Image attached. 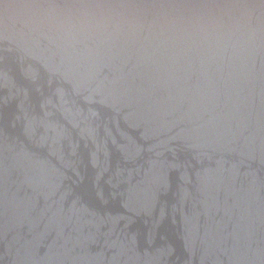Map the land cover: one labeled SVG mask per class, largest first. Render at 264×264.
I'll list each match as a JSON object with an SVG mask.
<instances>
[{
    "label": "water",
    "instance_id": "1",
    "mask_svg": "<svg viewBox=\"0 0 264 264\" xmlns=\"http://www.w3.org/2000/svg\"><path fill=\"white\" fill-rule=\"evenodd\" d=\"M0 264H264V0H0Z\"/></svg>",
    "mask_w": 264,
    "mask_h": 264
}]
</instances>
